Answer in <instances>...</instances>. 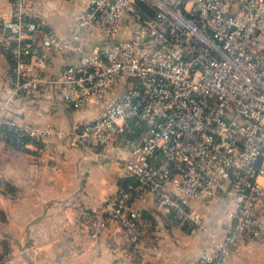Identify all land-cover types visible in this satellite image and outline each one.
<instances>
[{"label": "built area", "instance_id": "1", "mask_svg": "<svg viewBox=\"0 0 264 264\" xmlns=\"http://www.w3.org/2000/svg\"><path fill=\"white\" fill-rule=\"evenodd\" d=\"M35 0H11L0 46L10 60L2 105L49 89L70 108L99 104L97 117L64 132L0 117V138L32 153L53 137L73 145L122 147L125 183L94 206L76 207L93 239L110 228L125 246L114 264H143L155 249L151 222L135 198L153 196L173 223L200 226L202 212L230 195L222 237L194 264H225L241 241L263 237L264 0H86L78 27L102 40L83 51L32 16ZM78 49L50 73V52Z\"/></svg>", "mask_w": 264, "mask_h": 264}, {"label": "crops", "instance_id": "2", "mask_svg": "<svg viewBox=\"0 0 264 264\" xmlns=\"http://www.w3.org/2000/svg\"><path fill=\"white\" fill-rule=\"evenodd\" d=\"M85 1L35 0L28 12L47 30L86 51L112 41L77 26ZM10 3L0 0V23L9 14ZM81 54L78 49L51 51L48 71L57 73ZM9 77L10 60L0 46V117L33 120L67 132L101 111L99 104L69 108L49 89L15 97L3 106ZM133 144L85 147L63 136L49 140L43 152L32 153L0 138V264H114L125 246L123 238L113 227L91 238L77 222L76 207L94 206L127 181L121 162ZM259 182L264 185V178ZM133 204L148 216L156 242L155 249L146 242L143 264H194L203 249L222 237L234 207L227 192L208 206L193 201L203 216L195 226L171 222L151 195L134 199ZM260 211L264 225V204ZM225 264H264V228L262 238L239 242Z\"/></svg>", "mask_w": 264, "mask_h": 264}, {"label": "water", "instance_id": "3", "mask_svg": "<svg viewBox=\"0 0 264 264\" xmlns=\"http://www.w3.org/2000/svg\"><path fill=\"white\" fill-rule=\"evenodd\" d=\"M136 3L143 8L146 12H148L149 14H152V10L147 6V4H145L143 1L140 0H136Z\"/></svg>", "mask_w": 264, "mask_h": 264}, {"label": "rangeland", "instance_id": "4", "mask_svg": "<svg viewBox=\"0 0 264 264\" xmlns=\"http://www.w3.org/2000/svg\"><path fill=\"white\" fill-rule=\"evenodd\" d=\"M53 95H54V98L55 99H57L58 101H60V102H62L61 100H60V97H59V95L57 94V93H55V92H53ZM63 103V102H62ZM63 104H65V103H63ZM66 105V104H65ZM67 106V105H66ZM70 108V107H69ZM33 120H31V122H32ZM34 122V121H33ZM35 123V122H34ZM37 123V122H36ZM135 199H137V198H135Z\"/></svg>", "mask_w": 264, "mask_h": 264}]
</instances>
